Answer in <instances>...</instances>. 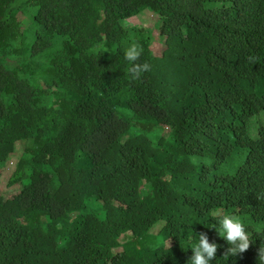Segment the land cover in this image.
Wrapping results in <instances>:
<instances>
[{
    "label": "trees",
    "instance_id": "obj_1",
    "mask_svg": "<svg viewBox=\"0 0 264 264\" xmlns=\"http://www.w3.org/2000/svg\"><path fill=\"white\" fill-rule=\"evenodd\" d=\"M144 12L177 26L159 53ZM18 146L0 264H187L201 233L210 264H264V0H0V166Z\"/></svg>",
    "mask_w": 264,
    "mask_h": 264
},
{
    "label": "clouds",
    "instance_id": "obj_2",
    "mask_svg": "<svg viewBox=\"0 0 264 264\" xmlns=\"http://www.w3.org/2000/svg\"><path fill=\"white\" fill-rule=\"evenodd\" d=\"M104 51L107 52V49L105 48ZM142 54V44L135 38L130 39L123 53L124 60L130 65L126 74V78L130 83L141 80L144 73L151 71L149 63L140 62ZM193 163H196L195 158L193 159ZM213 219L218 221V228L222 233V238L229 245L225 256L242 254L249 249L252 243L251 234L246 230L238 216L223 214L221 210H218L214 213ZM215 227V225L210 226V228ZM217 250L218 245L210 243L207 235L201 233L198 235V242L191 247L192 255L187 264H210V261L215 259Z\"/></svg>",
    "mask_w": 264,
    "mask_h": 264
},
{
    "label": "rangeland",
    "instance_id": "obj_3",
    "mask_svg": "<svg viewBox=\"0 0 264 264\" xmlns=\"http://www.w3.org/2000/svg\"><path fill=\"white\" fill-rule=\"evenodd\" d=\"M157 22L158 18L147 12H144L140 16L130 19L127 22L128 27L131 29L145 32L153 39V51L155 53H159L161 46L165 44V35H172L177 32V26H173L170 30V24H167L164 29L165 33H162L157 28ZM19 151L20 146H18L17 154L6 164L0 166V194L5 196L7 203L10 205H14V199L19 189V186L15 185L10 178L15 163L17 162ZM169 245H171V242L167 243V246Z\"/></svg>",
    "mask_w": 264,
    "mask_h": 264
}]
</instances>
